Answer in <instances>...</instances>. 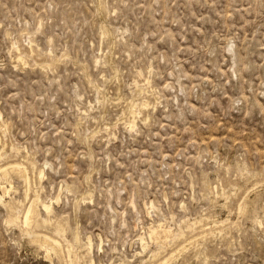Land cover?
Masks as SVG:
<instances>
[{
	"label": "rangeland",
	"instance_id": "1",
	"mask_svg": "<svg viewBox=\"0 0 264 264\" xmlns=\"http://www.w3.org/2000/svg\"><path fill=\"white\" fill-rule=\"evenodd\" d=\"M0 111V165L31 180L0 176V264H68L13 224L34 199L82 264H157L150 227L198 218L172 264H264V0H0Z\"/></svg>",
	"mask_w": 264,
	"mask_h": 264
},
{
	"label": "bare ground",
	"instance_id": "2",
	"mask_svg": "<svg viewBox=\"0 0 264 264\" xmlns=\"http://www.w3.org/2000/svg\"><path fill=\"white\" fill-rule=\"evenodd\" d=\"M40 26V25H39ZM104 26V25H103ZM41 27V26H40ZM104 29H105V27H103ZM108 30V29H107ZM109 31V30H108ZM108 31H106V29L104 30V35H106L107 36V34L109 35V32ZM110 36V35H109ZM30 38V37H29ZM32 38V37H31ZM30 38V40H29V47L31 48V50H32V52H34V44H35V41L33 40V39H31ZM109 38V37H108ZM15 48H16V51L18 52V55H17V59L19 60V61H24L26 58H27V53H25V52H23L22 51V49L20 48V46L16 43L15 44V46H14ZM40 47V46H39ZM52 59V58H51ZM58 61V60H57ZM56 61V62H57ZM25 62V61H24ZM48 62H50V60H48ZM51 63H52V60H51ZM55 64V63H54ZM50 65V64H49ZM52 65V64H51ZM42 66V65H41ZM46 66H48V65H46ZM48 67H50V66H48ZM51 69V68H50ZM140 72V71H139ZM141 73V72H140ZM142 76V75H141ZM150 78L148 79V83H150ZM137 82V81H136ZM140 83V82H139ZM152 83V82H151ZM136 84V83H135ZM145 84V83H144ZM143 84V85H144ZM141 86V85H140ZM146 86V85H145ZM148 86V85H147ZM151 86V85H150ZM137 87V86H136ZM139 87V86H138ZM140 88V87H139ZM143 88V87H142ZM145 89H147L146 87H145ZM154 89V88H153ZM143 90V89H142ZM152 90V89H151ZM150 90V91H151ZM153 91V90H152ZM148 92V91H147ZM156 92V91H155ZM147 95V94H146ZM150 95V94H149ZM151 95H154V94H151ZM156 95V94H155ZM154 95V96H155ZM147 97H148V95H147ZM150 97H153V96H150ZM150 97H148V98H150ZM157 98V97H156ZM156 98H154V99H156ZM152 98H150L149 100H151ZM136 101V100H135ZM135 101H134V103H135ZM132 102V101H131ZM150 102V101H149ZM142 103H144V102H142ZM146 104H147V102H145ZM130 104H132V103H130ZM136 104H137V101H136ZM135 104V105H136ZM151 104V103H150ZM145 105V104H144ZM152 105H153V109H154V104H153V102H152ZM156 105V104H155ZM137 107V106H136ZM142 107V106H141ZM156 107V106H155ZM134 108V107H133ZM138 108V107H137ZM139 108H140V106H139ZM138 108V109H139ZM131 109H132V107H131ZM138 109H133V110H131L132 112V115H133V117H134V120H132L133 122H132V124H131V127H133L134 128V126L136 127L137 125V123L135 122V120H136V118L141 114V113H143V111L142 112H140ZM151 109V108H150ZM140 110H142V109H140ZM145 110V109H144ZM148 111H150V110H148ZM125 114H126V112H124ZM123 113V114H124ZM124 114V115H125ZM144 114H146V113H144ZM145 116V115H144ZM146 116H148V114L146 115ZM150 116V115H149ZM139 118V117H138ZM126 119V118H125ZM148 119H150V118H148ZM0 120H2V113H1V111H0ZM145 120V119H144ZM142 121V120H141ZM148 121V120H147ZM126 122V121H125ZM127 122H131V121H127ZM138 122V121H137ZM136 123V124H135ZM145 123V122H144ZM126 124V123H125ZM129 124V123H128ZM4 125V124H3ZM2 125V126H3ZM127 125V124H126ZM130 127V126H129ZM106 128V127H105ZM111 128V127H110ZM0 129H3V128H1L0 127ZM5 129V128H4ZM135 129V128H134ZM1 131V130H0ZM106 131V130H105ZM5 132V131H4ZM3 141V139L1 138V135H0V143ZM5 144V143H4ZM3 145V144H2ZM4 146H6V145H4ZM14 147V146H13ZM12 149V148H11ZM14 149V148H13ZM15 149H16V147H15ZM16 151V150H15ZM20 152V151H19ZM5 155H6V153H5ZM4 155V156H5ZM8 155V154H7ZM7 155L5 156V157H7ZM9 156V155H8ZM4 157V158H5ZM2 158H3V152H0V163H1V160H2ZM26 160V159H25ZM31 160V159H30ZM4 161H6V160H4ZM24 161V160H23ZM23 161H20V162H22L23 163ZM29 160H27V162H28ZM22 163H18V162H7V164L5 165V164H3V165H0V176H2V174L4 175V176H8L9 174H11V172L13 173H15V174H17L18 176L20 175L21 177H23L25 180H26V182H27V180H30L29 179V176H28V174L25 172V170H27V169H25V165L27 164H25L24 166H23V164ZM29 163V162H28ZM33 163H34V161H33ZM30 164H32L31 162H30ZM34 165V164H33ZM31 166V165H30ZM28 169H29V167H28ZM34 169V168H33ZM35 169H36V166H35ZM34 171V170H33ZM43 171V170H42ZM41 171V172H42ZM241 171H243V170H241ZM246 171V170H245ZM35 172V171H34ZM13 173V174H14ZM29 173V172H28ZM248 173V172H247ZM39 174V173H38ZM242 174H243V172H242ZM30 175V174H29ZM42 177V176H41ZM244 177V176H243ZM12 178V177H11ZM31 178V177H30ZM43 178V177H42ZM0 179H2L1 177H0ZM7 179V178H6ZM9 179V178H8ZM6 181V180H5ZM10 181V180H9ZM31 181V180H30ZM30 181H28V183H31ZM259 181V180H258ZM3 182V181H2ZM2 182H1V184H2ZM12 182V181H11ZM260 183V182H259ZM0 184V191L2 192L1 194H0V203H4L6 200H5V197L10 193V191L13 189V186H11V184H9L11 187H9V186H5V185H1ZM5 184H7V182L5 183ZM258 184V183H257ZM255 185V184H254ZM32 186V185H31ZM258 186V185H257ZM27 187V186H26ZM70 187V186H69ZM68 187V188H69ZM256 186H254V188H255ZM32 188V187H31ZM223 188V187H222ZM236 188H238V186L236 187ZM27 189V188H26ZM30 189V188H29ZM31 190H33V189H31ZM31 190H29L30 192L29 193H31ZM68 190V189H67ZM70 190V189H69ZM240 190V189H239ZM33 191H37L36 189L35 190H33ZM70 191H72V190H70ZM28 192V191H27ZM222 192H224V191H222ZM26 193V192H25ZM35 193V192H34ZM37 193V192H36ZM219 193H221V192H219ZM219 193H217V194H219ZM233 193H236V192H233ZM27 194V193H26ZM32 194V193H31ZM30 194V195H31ZM222 195L224 194L225 195V193H221ZM227 194V193H226ZM230 194V193H229ZM28 195V194H27ZM32 195H34V194H32ZM36 195V194H35ZM223 195V196H224ZM248 195V194H247ZM232 196H233V194H232ZM26 197V196H25ZM29 197V196H28ZM28 197H26V199L28 198ZM33 197V196H32ZM35 197V196H34ZM38 197H39V195H38ZM86 197V196H85ZM226 197V196H225ZM228 197V196H227ZM235 197V196H234ZM244 197V196H243ZM36 199H38L37 197H35ZM40 198V197H39ZM223 198V197H222ZM25 199V200H26ZM30 199H32L31 197H30ZM30 199H29V201H30ZM34 199V198H33ZM41 199V198H40ZM40 199H38V200H40ZM225 199V198H224ZM229 199V198H228ZM243 200H244V198L242 199V202H243ZM248 199H246V201H247ZM22 201V200H21ZM36 200L34 199V202L32 203V204H30L29 206L30 207H28L27 209V211H26V209L23 211V212H25V214H24V216H20V214H18L17 212H15V209L17 208L15 205H10L9 206V211H11V215H12V222H13V224L15 223L16 224V222H21L22 224H23V227H24V229H23V227H22V229L24 230V231H26L28 234H29V236L31 235V239L30 240H32L31 241V243L32 242H35L36 244H37V242L39 243L40 242V245H41V241H43L42 243H44V245H45V251H46V255H45V257L46 258H49V259H51V258H53L54 256L55 257H58L59 258V261H61V263H63L64 261H65V258H67V260L66 261H68V264H82L81 263V258H79V256H77V254H75L74 252V245L72 244V242L70 241V240H68V238H67V235H66V233L68 232L67 231V229H66V225L65 224H60V223H57V222H59V221H63V220H60V219H57L56 221H55V217H53V218H55V219H52V220H54L55 221V225H54V227H53V231H54V233L52 234L51 233V231H50V229H49V231H50V233H49V231H48V233H44V234H42V233H40V232H38V231H40V230H35V228H36V226L34 225L35 224V217H36V211H35V206H34V203H36L35 202ZM231 201V200H230ZM248 201H250V200H248ZM10 202H12V201H10ZM32 202V201H31ZM30 202V203H31ZM7 203H9V202H7ZM15 203V202H14ZM40 203V202H39ZM250 203V202H249ZM19 204V203H18ZM247 204V202H244V203H242L241 205H239L240 206V208H239V206H238V208H239V210L238 211H240L241 210V212L240 213H242V211L243 210H245V209H247L246 207H249L248 205H246ZM6 206H7V204H5ZM9 205V204H8ZM149 205H150V203H149ZM149 205H147V207L149 206ZM39 205H37V207H38ZM22 207V206H21ZM23 207H25V206H23ZM150 207L151 208H155V203L153 202V201H151V205H150ZM44 208H45V211L49 214H51V212H53L52 211V209H53V205H45L44 206ZM7 209V208H6ZM19 209V208H18ZM40 209V208H39ZM22 210V209H21ZM21 210H20V212H21ZM8 211V212H9ZM19 211V210H18ZM245 211H247V210H245ZM39 212V211H38ZM10 213V212H9ZM8 213V214H9ZM54 213V212H53ZM244 213V212H243ZM47 214V215H48ZM245 214V213H244ZM39 215H40V213H39ZM9 216H10V214H9ZM54 216V215H53ZM210 217H211V215H209ZM46 217V216H45ZM44 217V218H45ZM213 217V216H212ZM9 218H11V217H9ZM8 218V219H9ZM44 218H42L41 217V219L39 218V219H36V222L39 224V223H44L45 225L47 224H49L50 222L52 223V225H53V221L52 220H48V219H44ZM47 218H49L48 216H47ZM51 218V217H50ZM49 218V219H50ZM215 219V218H214ZM213 219V220H214ZM217 219V218H216ZM211 220V218H201V219H195V221L193 220V223H190L188 226H186L187 227V229H185L184 227H181L178 231H175L173 228H167L166 226H165V223H158V224H153L151 227H150V230H149V237L156 243V245H157V247H158V249H156V250H158V251H156V252H154V257H153V259L155 258V260H156V262H157V264H170L173 260H174V258L175 257H177V252L178 251H180V250H177L176 252H173L171 255L169 254H166V255H163V253L166 251L165 249H167L168 250V248H165L166 247V245L168 244V245H172V244H174L175 245V247L176 246H178L180 243H178L177 245L175 244V243H177V242H179V241H181V240H183V239H185V237L188 235H186V232L187 231H194L195 232V230L199 227V226H197V225H200V227H202L203 228V230L195 237L196 238V240H200V239H206V238H208V236H210V235H212L213 234V230L215 229V227H211V225L209 224V226H208V224H206L205 222L206 221H210ZM211 221L215 226H217L218 224H221L222 226L224 225V224H226V222L228 221V219H226L225 221H219V220H214V221ZM11 221V220H10ZM48 221H50V222H48ZM258 221V220H257ZM12 222H11V224H12ZM211 222H209V223H211ZM229 222V221H228ZM51 223L49 224V225H51ZM65 223V222H64ZM230 223V222H229ZM228 223V224H229ZM232 223H234V222H232ZM43 224V225H44ZM235 224V223H234ZM21 225V224H20ZM40 225H42V224H40ZM63 225H65V226H63ZM167 225V224H166ZM233 225V224H232ZM15 226H17V225H15ZM39 226V225H38ZM37 226V227H38ZM208 228H207V227ZM227 226V225H226ZM229 226V225H228ZM19 227V226H18ZM20 227V228H21ZM39 227H41V226H39ZM45 227V226H44ZM199 227V228H200ZM218 227V226H217ZM232 227V226H231ZM43 228V227H42ZM41 228V229H42ZM49 228V227H48ZM51 228V227H50ZM67 228H69L68 226H67ZM198 228V229H199ZM214 228V229H213ZM223 228V227H222ZM222 228H220V230L222 229ZM224 228H225V226H224ZM230 228V227H229ZM21 229V230H22ZM37 229H40V228H37ZM44 229V228H43ZM42 229V230H43ZM226 229V228H225ZM48 230V229H47ZM52 230V229H51ZM219 230V229H218ZM220 230L219 231H217V232H220ZM224 230V229H223ZM196 231H198V230H196ZM23 232V231H22ZM25 233V232H24ZM77 233H80V232H78L77 231ZM193 233V232H192ZM221 233V232H220ZM28 234H26V235H28ZM74 234V233H73ZM72 234V236H75V235H73ZM195 235V234H194ZM148 236V235H147ZM188 236H190V235H188ZM80 237V236H79ZM191 237V236H190ZM190 237H188V238H190ZM192 238V237H191ZM195 238H193V239H195ZM73 239V238H72ZM74 239L77 241L78 240V235L76 236V237H74ZM73 239V240H74ZM144 239V238H143ZM186 239H187V237H186ZM192 239V240H193ZM72 240V241H73ZM80 240V239H79ZM91 240V239H90ZM188 240H190V239H188ZM192 240H190V241H192ZM185 241V240H184ZM184 241H182V242H184ZM63 242H65L66 243V246L63 244ZM152 242V241H151ZM181 242V243H182ZM186 242V241H185ZM195 242V241H194ZM194 242H192V243H194ZM200 242V241H199ZM203 242V241H202ZM73 243H75V242H73ZM186 243H188V241L186 242ZM191 243V244H192ZM89 244V243H88ZM91 244V246L93 245L92 244V242L90 243ZM195 244V243H194ZM193 244V245H194ZM197 244V243H196ZM200 244V243H199ZM40 245H38V246H40ZM43 245V244H42ZM78 245V244H77ZM171 245H170V247H171ZM84 246V245H83ZM85 246H87V244H85ZM85 246H84V249H85ZM89 246V245H88ZM87 246V247H88ZM200 246V245H199ZM82 247V246H81ZM86 247V248H87ZM181 247V246H180ZM186 247V246H185ZM184 247V248H185ZM189 247V246H188ZM197 247H198V245H197ZM40 248H43L42 246H40ZM77 248V247H76ZM91 248V247H90ZM178 249H180L179 247H177ZM183 248V247H182ZM186 250V249H185ZM90 251V250H89ZM169 251V250H168ZM172 251V250H171ZM170 251V252H171ZM175 251V250H174ZM80 252V251H79ZM86 252H88V249H87V251H85V253ZM182 253L184 252V250L183 251H181ZM92 252H88L87 254H91ZM153 253V252H152ZM166 253H168L167 251H166ZM182 253H179V255L180 254H182ZM80 254H81V252H80ZM93 254V253H92ZM92 254H91V257H92ZM87 256V255H86ZM85 256V257H86ZM81 257V256H80ZM84 257V256H83ZM88 258V257H87ZM86 258V259H87ZM177 259V258H176ZM148 260V259H147ZM84 261V260H83ZM88 261V260H87ZM146 261V260H145ZM149 261H151L150 260V258H149ZM154 262V261H153ZM174 262V261H173ZM155 263V262H154ZM153 263V264H154ZM67 264V263H66ZM91 264H94V259L92 258L91 259ZM147 264V263H146ZM172 264V263H171Z\"/></svg>",
	"mask_w": 264,
	"mask_h": 264
}]
</instances>
